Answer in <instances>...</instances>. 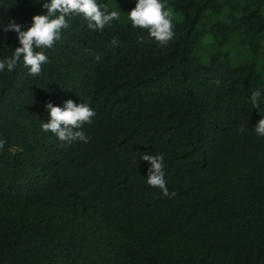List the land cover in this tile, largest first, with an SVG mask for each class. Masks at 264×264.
I'll list each match as a JSON object with an SVG mask.
<instances>
[{"label":"trees","instance_id":"obj_1","mask_svg":"<svg viewBox=\"0 0 264 264\" xmlns=\"http://www.w3.org/2000/svg\"><path fill=\"white\" fill-rule=\"evenodd\" d=\"M47 2L0 0V60L21 46L9 22L26 31ZM164 2L167 46L132 27L137 0H97L120 19L71 16L38 76L22 58L0 72V264H264V0ZM69 99L96 116L62 148L41 125Z\"/></svg>","mask_w":264,"mask_h":264},{"label":"clouds","instance_id":"obj_2","mask_svg":"<svg viewBox=\"0 0 264 264\" xmlns=\"http://www.w3.org/2000/svg\"><path fill=\"white\" fill-rule=\"evenodd\" d=\"M43 7L47 9V14L35 15L32 25L26 31H22V25L14 20L4 29L15 31L21 46L17 47L11 56L0 60V72H12L22 58L25 67L29 68L30 75L38 76L42 65L49 62L45 50L53 48L56 42L62 39V32L71 26L67 19L71 16L83 15L88 21L87 27L93 31H103L106 26L110 27L114 20L120 19L119 11H109L107 5L98 4L97 0H49ZM128 20L133 28L146 29L160 46H167L174 38L172 13L166 9L164 0H137L135 8L128 13ZM111 46H119L117 37L112 38ZM94 58L98 61L100 56L96 54ZM261 96L260 89L251 93L250 103L253 108L259 107ZM45 107L50 120L42 123V130L54 134L61 142L60 147L76 141L89 142L90 137L83 131V127L92 123L96 112L88 103L76 104L69 99L63 107L54 106L51 102ZM239 130L244 131L243 128ZM255 131L259 136H264V118L259 120ZM5 145L6 139H0V150H3ZM141 159L150 164L148 185L159 188L166 198L174 197L176 193L170 192L166 185L163 155L144 153Z\"/></svg>","mask_w":264,"mask_h":264}]
</instances>
